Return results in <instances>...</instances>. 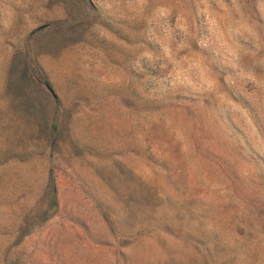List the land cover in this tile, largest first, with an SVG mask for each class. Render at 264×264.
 Returning a JSON list of instances; mask_svg holds the SVG:
<instances>
[{
	"label": "rangeland",
	"instance_id": "rangeland-1",
	"mask_svg": "<svg viewBox=\"0 0 264 264\" xmlns=\"http://www.w3.org/2000/svg\"><path fill=\"white\" fill-rule=\"evenodd\" d=\"M0 264H264V0H0Z\"/></svg>",
	"mask_w": 264,
	"mask_h": 264
}]
</instances>
